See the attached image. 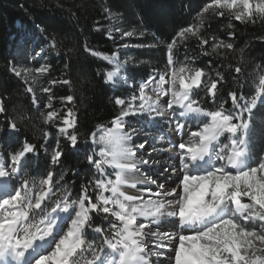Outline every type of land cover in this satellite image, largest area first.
I'll return each mask as SVG.
<instances>
[{"label": "snow or ice", "instance_id": "1", "mask_svg": "<svg viewBox=\"0 0 264 264\" xmlns=\"http://www.w3.org/2000/svg\"><path fill=\"white\" fill-rule=\"evenodd\" d=\"M209 10L221 17L227 12L229 21L242 24L256 23L258 19L264 22V0H209L198 14L200 23L181 29L167 45V69L149 76L127 100L117 97L118 114L90 133L92 144L99 146V151L87 156L95 174L81 186L78 195L73 197L61 183L63 174L54 180L55 173L49 170L37 180L23 171L22 162L26 154L36 150L35 145L25 141L7 156L0 152V161L7 162L0 163V264H165L166 260L171 264H264V154L253 160L249 151L251 113L258 103L264 104V74L254 81L252 95L246 97L232 91L228 93L230 108L225 107V101L209 109L192 98L193 89L203 86L215 105L223 74L217 71V79H212L202 69L174 66L173 48L189 34L199 40L204 55L220 56L224 55L220 49H234L232 43L216 41L215 37L211 38L216 41L211 44V51L204 48L209 39L199 33L202 14ZM104 12L115 25L119 14L107 7ZM228 27L234 26L229 23ZM94 30L100 31L101 27ZM113 31L120 32L121 39L137 35L135 30L113 27L106 30L108 39H114ZM49 44L53 49L57 47L54 37ZM120 47L127 48L129 44ZM84 50L116 65L114 71L105 73V82H113L119 72V53L107 55L87 43ZM10 70L21 76L15 66ZM34 71L35 83L48 69L41 66ZM234 71L240 74L242 68L238 65ZM206 75L207 80L203 79ZM26 91L32 94V103L38 104L34 88L28 86ZM41 91L50 93L52 89L43 87ZM165 96L169 99L161 103ZM53 99L49 95L44 105L52 111L46 113L43 122L51 123L57 134L74 147L78 134L70 130L76 128L75 114L68 109L61 116L53 108ZM62 99L71 102L73 97ZM4 111L0 99V112ZM165 112L171 117H194L197 130L191 131L186 140L170 142V148L153 147L147 153L141 152L149 141L133 143L142 130L129 126L126 118L147 115L153 121ZM8 127L17 130V123L10 120ZM183 127L176 122L177 132ZM43 135L41 147L47 150L51 134L44 131ZM171 148L178 149V166H165L163 171L175 177L174 187L168 186L171 177L158 183L147 174L160 163L153 153ZM61 156L58 148H53L51 163L58 164ZM10 180L17 183L10 184ZM146 185H155V190ZM125 189H134L138 194ZM94 215L102 216L107 227L93 223ZM165 219L174 222L176 231L154 227ZM249 222L258 223L248 227ZM168 251L172 252L170 257L166 256Z\"/></svg>", "mask_w": 264, "mask_h": 264}, {"label": "trees", "instance_id": "2", "mask_svg": "<svg viewBox=\"0 0 264 264\" xmlns=\"http://www.w3.org/2000/svg\"><path fill=\"white\" fill-rule=\"evenodd\" d=\"M208 2L0 0V99L5 109L0 112V146H4L7 151H17L25 141L35 145L36 150L26 154L22 162L23 171L37 180L49 170L55 173L54 180L63 174L61 183L65 184L73 197L78 195L81 186L92 180L95 174V169L87 161V156L94 151L90 133L95 131L98 124L107 125L118 114L120 108L115 99L122 98L123 90H126L123 87L113 88L105 82V73L114 71L116 65L86 52L84 44L107 55L118 52L124 57L120 45L126 41L116 31H113L114 39H108L106 30L113 27L125 31L135 30L137 35L133 36V45L152 46L129 50L125 56L131 62L127 65L119 62V71L128 74L138 86L140 81L144 82L152 74L167 69V45L181 29L200 23L198 14ZM105 7L119 14L115 25L106 18ZM202 18L203 27L199 34L209 39V45L204 48L211 51V44L222 40L232 43L234 49H220L224 53L220 56L204 55L199 40L189 34L187 39L178 40L173 48L174 66L189 65L202 69L212 79H217V71L221 72L224 80L218 84L215 105L203 87L193 90L192 98L205 108L211 109L225 101V107L230 108L228 93L235 91L246 97L252 95L254 81L258 80L259 74H264V22L258 19L256 23L242 24L235 20L229 21L227 12L221 17L214 15L212 10L203 13ZM229 23L234 27L229 28ZM96 26H100L101 30L95 31ZM229 32H234V36H229ZM53 37L57 42L55 49L49 44ZM30 41L37 46L34 52L29 51L26 44ZM238 65L242 68L240 74L234 71ZM13 66L21 72L20 77L10 70ZM41 66L48 71L38 77L35 83L32 80L34 75L29 78L22 73L24 69L34 71ZM204 79L207 80L208 76ZM51 80H68L70 83L52 85L49 83ZM28 86L35 90L37 105L32 103V94L26 91ZM43 87H50L52 91L45 93L41 91ZM49 95L54 97L53 108L61 116L68 109L75 114L76 128L70 130L78 134V142L74 147L70 141L57 134V128L51 123L43 122L46 113L52 111L44 107ZM67 96H72L73 100L68 102L62 99ZM10 120L17 123V130L9 129ZM250 121L249 133L254 131L258 122L253 119ZM59 123L57 120L56 124ZM44 131L51 134L47 150L41 147L44 145ZM223 141L227 142L224 138ZM53 148H58L62 153L56 165L51 163ZM90 195L94 193L90 191ZM93 223L107 227L108 222L102 216L94 215Z\"/></svg>", "mask_w": 264, "mask_h": 264}, {"label": "rangeland", "instance_id": "3", "mask_svg": "<svg viewBox=\"0 0 264 264\" xmlns=\"http://www.w3.org/2000/svg\"><path fill=\"white\" fill-rule=\"evenodd\" d=\"M120 35V33H118ZM133 39L132 37H127L125 40L127 44H129V47L123 48V55L124 57L119 55V62L123 65L130 64L131 59L126 57V53L129 50L136 49L137 47H134L131 43ZM29 51L34 52V50L37 48L35 44H33L31 41L26 43ZM25 45V44H24ZM24 47V46H23ZM40 55V54H39ZM25 70V69H24ZM32 70V69H30ZM24 75H27L29 78H31L33 75H37L35 71L31 72H22ZM152 75H156L155 73ZM151 75V76H152ZM41 76V75H40ZM39 76V77H40ZM168 77H166L167 79ZM142 83L140 81L138 83V86ZM113 88L117 87H123L126 88V90H123V96L122 99L127 100L133 93L137 92L138 86L132 82V79L128 74L118 72V75L116 78H114L113 82H108ZM169 85H165V88H167ZM169 99L168 96L163 97L161 100V103H164ZM137 103H139L137 101ZM179 111L178 109L176 110ZM189 117H179L178 115L175 117H171L168 115L167 112H165L164 116L162 117H155L153 121L149 120V117L147 115H135V116H129L127 117L128 125L131 127H135L137 129L142 130L139 135L134 137L133 143H141L145 139L149 141L148 144L145 145L146 153L151 151L153 147L155 148H170V142L171 144L178 143L181 138L187 139L188 135L191 131L197 130L198 127V121L193 119H188ZM250 119L257 120L258 122L255 124L254 131H251L249 133V151L252 155L253 160L257 159L261 154H264V104H257L256 108L251 113ZM179 121L184 125L183 129L180 132H177L176 129V122ZM57 138V136H56ZM224 137L221 138L223 140ZM91 145L94 147L95 151H99V146L93 145L90 140ZM57 145V144H56ZM253 145V151H251V147ZM178 149L171 148L170 151L166 152H156L153 153L156 159L160 161L159 164H156V168L158 169H151L148 171V175H150L152 178L157 179L158 183H164V179L166 177H171L168 179V186L174 187L175 186V177L172 176L171 173H166L163 171V168L165 166H171V165H177L178 166V157L176 156V152ZM0 152L4 153L5 156L9 153V151L6 150L4 146H0ZM172 156L173 159H169L168 157ZM0 163H7L6 161H0ZM161 166V167H160ZM160 167V168H159ZM111 171V170H109ZM155 173V174H153ZM154 175V176H153ZM162 180V181H161ZM10 184H16L17 182L15 180H10ZM151 187V186H146ZM153 190H155V187H151ZM127 192L130 194H138L136 190L134 189H128ZM246 202V201H245ZM258 222H249L248 227H253ZM174 222L172 220L165 219L161 221L160 225L154 226L158 228L161 231H170L174 232L176 229L173 226ZM172 252L168 251L166 252V256H171ZM155 260V257H153ZM165 264H171V261L166 260Z\"/></svg>", "mask_w": 264, "mask_h": 264}, {"label": "bare ground", "instance_id": "4", "mask_svg": "<svg viewBox=\"0 0 264 264\" xmlns=\"http://www.w3.org/2000/svg\"><path fill=\"white\" fill-rule=\"evenodd\" d=\"M140 151L146 153V148H145V149H142V150H140ZM138 154H139V153H138ZM156 158H157V157H156ZM156 166H157V165H154L151 169H158V168H156ZM160 167H161V166H160ZM160 167H159V168H160ZM151 169H150V170H151ZM153 174H155V173H153ZM153 176H154V175H153ZM164 180H165V179H164ZM161 181H162V180H161ZM164 182H165V181H164ZM168 183H169V182H168ZM146 186H151V187L153 186V187H156L155 185H146ZM125 190L127 191L128 189H125Z\"/></svg>", "mask_w": 264, "mask_h": 264}, {"label": "water", "instance_id": "5", "mask_svg": "<svg viewBox=\"0 0 264 264\" xmlns=\"http://www.w3.org/2000/svg\"><path fill=\"white\" fill-rule=\"evenodd\" d=\"M196 89H199V88H196Z\"/></svg>", "mask_w": 264, "mask_h": 264}]
</instances>
